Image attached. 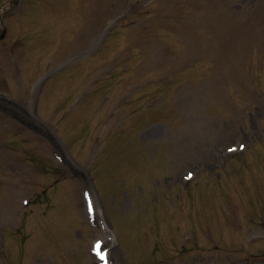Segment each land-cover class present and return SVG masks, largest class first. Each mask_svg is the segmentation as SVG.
Instances as JSON below:
<instances>
[{"label":"rangeland","instance_id":"374dc122","mask_svg":"<svg viewBox=\"0 0 264 264\" xmlns=\"http://www.w3.org/2000/svg\"><path fill=\"white\" fill-rule=\"evenodd\" d=\"M17 2L0 14L1 93L17 97L0 142L46 151L43 122L69 155L59 180L90 187L0 158V190L43 191L25 210L0 192L21 224L0 264H98L96 240L112 264H264V0Z\"/></svg>","mask_w":264,"mask_h":264},{"label":"snow or ice","instance_id":"6c2138e0","mask_svg":"<svg viewBox=\"0 0 264 264\" xmlns=\"http://www.w3.org/2000/svg\"><path fill=\"white\" fill-rule=\"evenodd\" d=\"M96 247H97V251L99 252L100 245L98 244ZM101 259L104 260V259H106V257L105 256H101Z\"/></svg>","mask_w":264,"mask_h":264},{"label":"bare ground","instance_id":"6f19581e","mask_svg":"<svg viewBox=\"0 0 264 264\" xmlns=\"http://www.w3.org/2000/svg\"><path fill=\"white\" fill-rule=\"evenodd\" d=\"M95 208H96V205H95Z\"/></svg>","mask_w":264,"mask_h":264}]
</instances>
